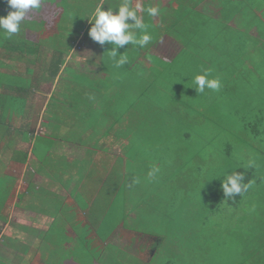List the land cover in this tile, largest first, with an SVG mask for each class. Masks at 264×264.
<instances>
[{
  "label": "trees",
  "instance_id": "obj_1",
  "mask_svg": "<svg viewBox=\"0 0 264 264\" xmlns=\"http://www.w3.org/2000/svg\"><path fill=\"white\" fill-rule=\"evenodd\" d=\"M183 1L184 0H169L166 2L165 0H157L156 3L161 9V14L158 17H149L152 21L148 24H156L159 26L160 21L165 22L166 17L174 16V19L170 18L169 21L177 32L176 34L183 38L176 37L178 41L175 39L170 40L169 44H174L176 55L184 50L183 43L184 45L189 44V46H191L190 51L194 53L193 61L199 66L202 59H207L203 56V46L211 45V47L214 48V50H210L206 47L204 51L208 50V58L210 60L215 59L218 61L219 69L215 71V74L216 77H221L223 88L213 95L212 100L206 92L204 94H197L195 89L190 87L191 78L186 82L177 79V77L174 80L165 79L166 84L171 82L173 87L172 92L174 93V97L172 98L168 96L170 92H167L166 96L162 91L165 87L164 81H162V79L165 78V74L160 77L159 73L161 71L163 72V70H167V67H170L164 63L159 64L157 62L159 57L152 56V53L154 54V52H152L153 46L146 52H142V55L140 54L137 58L135 56V61L133 60L134 58L129 57L128 63L125 64L127 71H121L122 76L118 75L119 69L115 67L112 62L108 63L104 61L103 53L98 68L91 70L92 73L90 72V68L81 69L75 67L76 69L70 74V78L69 75L67 76V73H70L71 70L65 73L66 69L69 68L66 64V55L71 49L70 43H67L68 48L65 49L64 54L58 47L56 61H58L59 64L52 69V64L48 63L46 66H51L48 71L44 66L45 62L48 60L50 62L51 58L55 56L54 50L56 51L57 47L52 49V46L47 43L48 37L46 35H49V33L45 28L41 27L36 29L34 31V39H31L32 37L24 38L20 34L18 37L16 35L6 37L3 33H0V62H4L3 58H5L10 62L16 60V62L21 61L24 63V69L21 73L15 72L11 74L1 71V69L3 66H9L11 69L12 64L0 63V134L2 130L7 129L9 126L1 121L3 114L16 113V109H19L21 113L25 108L24 102L26 95L30 94V92L33 91L32 89H34L33 87L30 89L31 80L27 77L28 75H33L32 80L35 86H37L42 76L44 78L53 79L60 73L61 77L64 79L68 77L65 81L68 85L72 83V86H74L75 82H82L90 85L92 88H87L85 93L88 95V108L85 112L77 114L81 123L78 124V122H76L77 119H73L68 122L66 121L65 125L68 127L67 131L77 128L81 132H87L89 136L87 140L89 139L90 143H85L87 141L84 140L85 138H82L81 140L83 141L81 142H84V145L88 148L85 153L89 156L92 166L91 169H94L95 172L93 175H85L86 179H89V181H85V178L81 176L82 174L79 173V170L78 172L77 170L66 171L65 169L64 172H62V180H59V174L56 173L54 182L57 183L60 181L58 189L60 190L63 188L66 191L71 185L72 189L66 193L64 200L62 199L58 202L53 200L55 204L51 202L50 206L48 205V208L42 212L43 214L50 215L53 219L52 226L49 228L50 230L48 229L42 232L43 236L41 239V233H38L37 236L29 240L27 244H20L19 250L21 253H23L22 250H26L31 246H37V259L35 258L33 262L29 264H57L56 262L60 255H64V258H70L72 257V253L78 255L81 251L84 253L87 251L89 253L94 249L105 250L108 233H110V231L113 233L114 228L111 229L113 225L111 222H114V212L117 210L115 206H113L114 210H112V205L113 203L115 205V202H119L115 199L117 195H120L124 202L126 200L123 195L120 194V190L124 184L121 183L122 172L120 173L119 171H125L128 162H131L127 159L130 153H133L135 145H137V149H141V152L145 154H147L148 151L153 152L156 146L159 148V146L164 147V145H168L167 147L174 149V157L178 156L181 151L185 152V155L178 157L180 160L179 162H182L183 165H189L192 159L196 157L197 150V147L192 144V141L200 140L201 142V140H204L203 133L205 126L210 130L218 129L220 132L218 138L222 140H227V135L230 134L233 129L237 133H244L246 137L240 138L244 147H251V149H253L254 143H264V114L256 115L255 118L249 115L247 118V115L255 109L251 103L244 102L246 105L241 104L245 107L248 106L243 113H247L245 118L250 119L243 120L244 127L240 128L242 131H240L239 128L236 129L234 125L232 126L233 122H231V119H229L230 122L225 123V120L220 118L219 111L220 106L224 107V105L221 104H225L230 100L232 101V107L234 109L236 99L232 96V93L228 94V91H232L234 88L239 89L244 83L250 86V91H264V4L258 6L255 4L254 0H252L253 6H249L246 10V13L251 11L248 12L249 18L252 19L250 24L245 23L246 25L243 24V27L242 24H240L235 29H232L228 23L234 16L237 14L239 15L237 9L231 15L227 14L222 9L220 10L222 14H225L224 17H226L224 23L214 22L215 24H213L210 23L208 19L198 22L196 20L186 19L184 13L182 15L179 14L185 11L184 6L186 3H183ZM200 1L201 0H199L198 3L202 4L207 0ZM148 4L149 2L145 5ZM0 5L4 8L7 7L5 3ZM3 7L0 9V16H5V13L11 10L9 6L8 8L10 10H6ZM212 9L213 11H210H212L211 13L215 16V13L218 12L214 10V8ZM56 12L55 10L44 12L42 9L38 13L30 11L28 19L26 20V27H28L29 30H33V26H31L32 23L34 24L35 22L38 24L40 17H43L44 20L47 17H49V19L54 18ZM244 12L245 11L242 13ZM204 14L206 15L205 12ZM216 18H218V16H216ZM210 24L213 25L214 28H211ZM252 26L256 27L258 36H253L248 33L249 28ZM189 28L201 30L202 33L200 35H190ZM242 34L248 40L246 43L240 42ZM198 37H201V40H198ZM202 40L207 41V43L203 45L200 44ZM179 41L184 42L179 43ZM45 46L49 50H52V57L48 58L46 54H41L43 53L41 49ZM138 51L140 52V50ZM200 52H202L201 56H199ZM168 53L169 52L160 55L166 59V56L169 57ZM39 54L44 58L43 61L41 59L43 69L40 76L41 78L36 76L37 69L35 66L36 62H39ZM31 56L34 57L31 58ZM144 56L148 57V60H144ZM247 60L252 62L251 69L246 65ZM153 62H155L156 65L153 64ZM32 65L34 67H31ZM136 66L140 68L134 70ZM153 70L154 73L152 72ZM137 71H141V73L138 72V74H135ZM155 71H157V73ZM132 79H135L139 84L133 96L130 95L127 88L128 83ZM68 90V87L65 85H57V90L52 92L47 104L48 108L44 110L43 114V117L48 120L47 124L53 119L48 113L50 105L54 104L56 107L59 106V108L60 106L65 107L66 110H69V108H73L72 110L75 109L72 106L73 101H70L74 92L71 95L63 94L70 91ZM156 94L158 96L162 94L164 97L163 101L159 100L160 98L158 99ZM75 99L78 101L80 98ZM218 100L220 104L216 103ZM160 101L161 106H159ZM137 107L139 111L142 108V112L135 111ZM155 116H160L162 118L160 120H155ZM70 122H72L74 126L70 125ZM193 124L199 129L193 128ZM104 125H106V128ZM73 132L72 135L63 133L61 140L59 138H56V140L59 139L60 141L63 140V142H72L79 136L77 133L75 134ZM110 133H112V143L108 142L107 145L101 146L100 140L105 139V143ZM42 135L50 136V133ZM173 138L175 140H172ZM52 139L55 140V138ZM206 140L208 144L211 145L213 140ZM114 143L119 145L122 144V150L119 154L111 156L110 147ZM182 144L186 146L184 149L182 148ZM99 146L102 148H99ZM225 147L228 149L225 156H228L230 145L225 144ZM96 154L99 158L94 157ZM3 155V152L0 153V161L3 160ZM126 155L128 156L126 157ZM131 156L134 159V154H131ZM83 161H85V159ZM83 161L78 159L75 161V164L77 162V164L80 165ZM11 162L13 163V160H11ZM67 163L69 164L70 161H67ZM119 163H122V166L116 167ZM70 164L74 163L72 162ZM174 170L175 173L178 174V171H185L188 173L189 169L180 166L179 168H174ZM116 171L120 174H116ZM233 171H244L245 182L252 181L253 183L252 187L246 193L227 201L224 200L225 197L220 187L221 182H211L207 170L205 171L206 177L203 178L204 182L199 184L201 186L205 184V187L202 188V190L195 189L196 192H201L200 194L197 193L196 195L194 193L195 191L192 193L194 179L199 180V175L196 177L194 176L191 183L189 182L191 175H185L184 179L188 184L187 186L183 185L186 188V196L184 198L177 197L178 191L176 184H174L172 190H170L174 195L171 202L172 208H174V216L167 217L166 220H164L163 227L165 230L163 229L158 233L173 232L172 235H175V237L182 236L183 240L188 239L198 243L201 241L206 245L212 243L214 238L218 240L222 238L225 233H229V238L235 241H233V244L238 248V252L235 253L236 258L234 257V262H230V264H246L249 262V260H247L248 254L251 251L257 253L255 250H258L256 247H253L254 244L258 246V240H262L261 237L264 238V197L260 199V196L255 197L254 195L259 191L258 189L264 187V185L257 186L255 184L254 179L256 174L254 167L247 168L246 166H241ZM72 172L78 173L71 174ZM76 175H79L78 178ZM73 178H76V181L72 182ZM112 182L113 186L111 185ZM4 184V181H0L1 195H4L6 192ZM248 194L253 195V202L255 203L257 201V203L254 205L250 204L251 206L248 207L247 214L244 215L247 218V224L244 225V227L238 226L237 219L241 214L234 215L235 222L233 226L228 224L227 219H223V209L226 208L229 210L230 208L239 207L241 199ZM199 196L201 197L198 198ZM124 202H122V206H124ZM54 205L56 206L55 210L53 208ZM67 213L70 214L67 215ZM96 216H98V218H95ZM242 216L243 215L239 218H242ZM125 217L126 215L119 218L121 222L120 227H122V229L124 227L127 228ZM72 218L79 219V226L68 230L69 227L66 225L71 222ZM242 219L243 221H241V223H244V218ZM60 221L62 224H59ZM17 227H20L24 231L28 230L27 227L22 225H18ZM60 236L62 239H60ZM8 238L9 242L4 241V239L2 242L11 247H15L12 242L20 239L12 235L8 236ZM224 241L225 240H220L218 242L224 243ZM167 242L170 245L173 243L170 238H167ZM214 244L215 243H213L212 246ZM20 257L21 260L23 257L22 255H20ZM259 260H261L260 257ZM63 261L62 264H69L68 259ZM220 262H223L222 257L217 261V263ZM0 264H9V262L3 260L0 261Z\"/></svg>",
  "mask_w": 264,
  "mask_h": 264
},
{
  "label": "rangeland",
  "instance_id": "obj_2",
  "mask_svg": "<svg viewBox=\"0 0 264 264\" xmlns=\"http://www.w3.org/2000/svg\"><path fill=\"white\" fill-rule=\"evenodd\" d=\"M65 1L67 2V5H65ZM148 1L152 6H155L157 2V0ZM202 1L203 0L200 2ZM138 2L140 1L138 0ZM198 2L199 0H184L183 3H186L184 6L185 11L180 12L179 14L182 15L184 13L185 18L189 20H196L199 22L208 19L210 23L215 24L218 22L224 23L226 20V17H224L225 14H222L220 11L221 9L230 15L237 9L239 11V15L237 14L238 18L237 15L234 16V18L228 23L229 26L238 27L242 24L243 27V24H250L252 21L248 16V12L251 11L246 13L247 8L253 6L252 0H207L205 3H200L201 5ZM254 2L258 6L264 4V0H254ZM2 3H5L7 7L4 8L0 5V9L3 7L6 10H10L6 0H0V4ZM95 4L96 2H94V0H54V3H52V0H46L42 10L47 12L53 7V9L57 11L54 18L49 19V17H47L45 19V23L48 26L45 27V29L49 33V35H46L48 37L47 43L52 46V49L57 47L56 51L54 50V57H52V50H49L46 46L41 49V52L43 51V53H41L42 55L46 54L48 58L52 57L50 62L48 60L44 65L48 71L51 67L46 66L48 63L52 64V69L59 64V62L56 61L58 47L64 54L65 49L68 48L67 43H70L71 46L69 53L66 55V64L69 68L66 69L65 73L71 70L70 73H67V76L69 75L71 78L70 74H72L77 67L83 69L87 64H90L91 68L96 66L94 63H96L95 58H98L99 56V47L91 45L90 43L87 44L86 39L82 34V31H84L86 34L85 36L89 37L88 30L90 24L88 23L86 16ZM212 8L217 10L219 15L218 13H215L214 16L211 13L213 11ZM243 11L245 12L242 13ZM7 13L8 12H6L5 15H7ZM141 15H143L145 22L149 23L152 21L146 12L141 13ZM216 16H218V18H216ZM170 18L174 19V16L166 17L165 22L160 21L159 26L154 24V22V25L149 24V31L153 36V40L145 48L137 49L125 45L123 48L119 49V52L123 53L126 51L128 57L134 58L133 60L135 61V56L137 58L141 52H146L149 48L151 49V46H153L152 52H154V54L152 53V56L159 57L157 60L159 64L164 63L170 67H167V70H163V72L161 71L159 76L162 77L163 74H165V78L162 79L165 87L162 91L166 96L167 92H170V95L168 96L169 98H172L174 97L172 84L171 82L166 84L165 79L174 80L177 77V79L186 82L191 78L192 85V78L196 74L201 73V69H210L211 76L216 77L215 71L219 68L218 61L215 59L210 60L208 58V50L204 51V48L206 47L210 50H214L211 45L203 46V56L207 59H202L200 62L202 68L193 61L194 53L190 51L191 46H189V44L184 45V41H179V43H183L184 50L180 54H178L177 51L178 55H176V48L174 44L170 45L169 41L174 39L178 41L176 37H183L176 34L177 32L169 21ZM26 23V21L22 23L21 32L14 35L18 37L20 34L24 38L32 37L31 39H34L35 33L33 31L35 30L34 28L33 31L29 30V28L26 27ZM87 23L88 25L86 26ZM34 24L36 27H39L35 22ZM34 24L32 23L31 26H34ZM210 26L211 28H214L213 25L210 24ZM79 31H81V33L78 35L77 33ZM189 33L190 35H200L202 31L189 28ZM248 33L253 36H258L255 26L249 28ZM76 34L78 36H76ZM197 39L201 40V37H198ZM247 41V38L242 34L240 42L246 43ZM205 43H207L205 40L200 42L202 45ZM102 48L104 52V61L109 63L111 60L108 59L106 51L110 50L111 46L105 44ZM138 50H140V52ZM167 52H169V57L166 56V59H164L161 55ZM202 52H200L199 56L202 55ZM42 55H38L39 62H36L35 64L37 69L36 76L39 78H41L40 76L43 71L42 61L44 58H42ZM34 56H31V58ZM3 60L4 62H1L8 65L11 63L12 66L11 69L9 66H3L1 71L11 74L15 72L21 73L24 69V63L21 61L16 62V60H13V62H10L5 58H3ZM144 60H148V57L144 56ZM153 64H155V62H153ZM246 65L248 68H252V62L250 60L246 61ZM31 67L34 66L32 65ZM138 68L140 67L136 66L134 70H137ZM121 71H127L125 65L119 67V76H122ZM138 72L141 73V71H137L135 74H138ZM152 72L154 73V70ZM155 72L157 73V71ZM32 76L33 75H28L27 77L31 80L30 89L32 87L34 89H32L33 91L30 92V94L26 95L24 102L25 108L23 111L20 113L19 109H16V113H4L1 117V121L8 122L6 125H9L10 127L2 130L0 134V153H4L3 160L0 161V181L5 182L4 187L6 188L4 195L0 194V257L9 262V264H29L32 263L35 258L37 259V246H31L26 250H22L23 253H21L19 247L20 244L25 245L29 240L34 239L38 233H41L40 239L42 238V232L51 228L53 221L51 217L42 212L48 208V205L50 206L51 202L55 204L53 200L57 202L62 199L64 200L66 193L72 189L71 185L66 191L63 188L59 190L58 184L60 181L54 185V176H56V173L59 174V180H62V172H64L65 169L66 171L79 170L80 172H78L82 174L81 176L85 178V181H89V179H86L85 175H93L95 172L94 169H91V160L85 153L88 148L84 144L87 142L90 143L89 139L87 140V137H89L87 132H81L77 128L67 131L68 127L65 125L66 121L68 122L73 119H77L76 122H78V124L81 123L77 114L85 112L88 108L87 105L89 100H87L88 95L85 93L87 88H92L90 85L82 82H75L74 86H72V83L68 85L65 82L68 77L64 79L61 77L60 73L53 79L44 78L42 76L37 86H35ZM221 83L223 88V82L221 81ZM57 85H65L68 87L70 91L68 90L69 92L63 93L64 95H71L74 92L70 101H73L72 106L75 109L72 110L73 108L68 107L69 110H66L65 107L60 106L59 108V106L56 107L54 104L50 105L48 113L53 119L46 125L48 120L43 117V111L48 108V105L46 104L48 103V99L51 97L52 92L57 90ZM138 85L139 84L135 79L130 80L127 87L130 95L133 96L136 93L135 90H137ZM250 90V86L244 83L239 89L234 88L232 91H228V94L232 93V96L236 99L234 109L231 100H227L228 102L225 104L222 103L221 105H224V107L220 106V118L225 120V123L230 122L229 119H231V122H233L232 126L234 125L236 129L244 127L243 120H250L247 119L249 115L255 118L256 115L264 114V91ZM219 91L206 89L205 92L212 100L213 95ZM75 98L80 99L77 101ZM157 98H160L159 100L161 101L164 99L162 94L159 96L157 95ZM27 101L31 103V107L28 111L26 109ZM161 101L159 106H161ZM244 102L251 103V105L255 107V109L247 115V118H245L247 113L243 112L248 106L245 107L241 105L244 104ZM216 103L220 104L219 100ZM135 111L142 112V108L139 111L137 107ZM161 118L162 117L160 116L154 117L155 120H160ZM69 124L74 126L72 122ZM104 127L106 128V125H104ZM192 127L199 129L196 125ZM240 131L242 130L240 129ZM44 132H49L50 136L42 135L41 133ZM72 132L75 134L77 133L79 136L72 142L62 143V140V145H60L63 133L72 135ZM111 134L112 133L108 135V140H106L105 143V139L100 140L101 146H104L105 144L107 145L108 142L112 143L113 138H111ZM203 135L204 140H201V142L200 140L192 141V144L197 147V150L196 157L192 159L189 165H183L182 162H179L180 160L178 157L185 155V152L181 151L178 156L174 157V149L167 147L168 145H164V147L159 146V148L156 146L153 152L148 151L147 154L142 153L141 149H137V145H135L133 153L131 152L130 156L126 155V157L128 156L127 160L131 162H128L125 171H119L120 173L122 172L121 183L124 184L120 190V194L123 195L126 200L124 202L123 198H121L120 195H117L115 199L119 202H115V205L114 203L112 205V210H114L113 206H115L117 210L114 212V222H111L113 224L111 229H115V225L116 229L115 231L113 229V233L111 231L108 233L105 250L94 249L89 253L87 251L85 253L81 251L78 255L72 253V257L70 258H64V255H60L56 263L62 264L65 259H68L69 264H230V262H234L236 258L235 253L238 252V248L233 244L235 241L233 240V242L232 239L229 238V233H225L224 236L218 240L217 238H214L212 243L208 245L201 241L198 243L193 240H183L182 236L175 237V235H172L173 232L158 233L164 229V220H166L167 217L174 216V208H172L171 205L174 195L170 191L172 190L173 185L176 184L178 198H184L186 196V188L183 185L187 186L188 184L184 179L187 174L189 176L191 175L190 183L194 176H200L199 180L194 179L193 193L195 189L202 190V188L205 187V184H202V186L199 184L204 182L203 178L206 177V170L209 172L208 175L211 182H220V180H223L225 172L230 173L236 168L241 166L245 167L247 166V161L252 159L255 162V184L257 186L264 185V143H254L253 149H251V147H244L240 138H243L244 136L246 137V135L242 132L237 133L234 129L227 135V140L218 138L220 136L218 129L210 130L207 129L206 126ZM35 136L37 137L36 140ZM52 138H55V140ZM56 138H59L60 140H56ZM82 138H85L84 140L87 141L85 143L81 142L83 141L81 140ZM206 139L213 140L211 145L208 144ZM172 140L175 139L173 138ZM225 144L230 145L228 156H225L228 150L225 147ZM182 145V148L184 149L186 146L184 144ZM101 146H99V148H102ZM32 148L33 154L31 155L30 152ZM121 150L122 144L119 145L114 143L110 147V154L111 156L119 154ZM57 152L61 155H57ZM55 153L56 155H54ZM131 154H134V159ZM94 157L99 158L97 154ZM78 159H80V161L85 159V161L81 162L80 165L77 164V162L75 164V161ZM11 160H13V163ZM67 161H70V163L73 162L74 164L69 163V165ZM121 166L122 163H119L116 167ZM153 166L158 167L160 171L157 173L155 179H149L147 172ZM180 166L189 169L188 173L185 171H178V174H176L174 168H179ZM78 172H72L71 174H76ZM119 172L116 171V174H120ZM78 176L79 175H76L77 178ZM51 177H53L52 183H50ZM75 179L73 178L72 182L76 181ZM134 179L139 182L133 183ZM111 185L113 186V182ZM258 190L259 191L256 192L257 195L256 193L254 195L255 197L260 196L259 198L262 199L261 197H264V187H261ZM194 193L197 195V193L200 194L201 192L195 191ZM200 197L201 196L198 198ZM253 197V195H245L241 199L239 207L230 208L229 210L224 208L222 212L223 219H227L228 224L233 226L235 222L234 215L241 214L243 215L242 218H244V223H241L243 219L239 218L240 215L237 219L238 226L244 227V225L247 224V218L244 215L247 214L248 207L251 206L250 204L254 205L257 203V201L255 203L253 202ZM12 198H14V200H12ZM17 202L19 203L17 204ZM122 202H124V206H122ZM19 205H24L25 207ZM53 208L55 210L56 206L54 205ZM69 214L70 213H67V215ZM125 215L127 228L124 227L122 229V227H120L121 222L119 218ZM95 218H98V216ZM78 223V218H72L71 222L66 226L69 227V230L73 227L79 226ZM59 224H62L61 221ZM18 225L25 226L28 230L24 231L20 227H17ZM10 235L20 238L18 241L12 242L14 243V246L18 248L5 245L2 242L3 239L4 241L9 242L8 236ZM167 238H170L173 241L171 245L168 244ZM60 239H62L61 236ZM261 239L262 240H258V246L255 244L253 246L258 249L255 250L257 253L251 251L247 256L249 262L246 264H264V238L261 237ZM220 240L225 241L224 243H219L218 241ZM213 243L215 244L212 246ZM20 255L23 257L21 259L22 261L20 260ZM221 257L223 262L217 263ZM259 257L261 260H259ZM1 258L0 261H3Z\"/></svg>",
  "mask_w": 264,
  "mask_h": 264
},
{
  "label": "clouds",
  "instance_id": "obj_3",
  "mask_svg": "<svg viewBox=\"0 0 264 264\" xmlns=\"http://www.w3.org/2000/svg\"><path fill=\"white\" fill-rule=\"evenodd\" d=\"M9 8L7 15L0 16V33L6 37L21 32V25L28 19L30 11L38 13L46 0H6ZM106 0H100L87 14L90 24L88 35L92 41L100 46L108 44L110 50L106 51L108 59L117 68L129 61L126 51L119 52L125 45L143 49L149 45L153 36L149 31L150 25L144 21L141 13H147L149 17H158L161 9L158 6L144 7L138 0H119L115 5H109L104 9ZM197 94H204L206 89L219 91L222 83L219 77H212L210 69H201V73L192 78V85ZM255 166L252 159L247 161V168ZM160 171L158 167H151L147 172L149 179H155ZM139 181L134 179L133 183ZM220 187L225 201L234 199L238 195L246 193L252 187V181L245 182V172H225Z\"/></svg>",
  "mask_w": 264,
  "mask_h": 264
},
{
  "label": "crops",
  "instance_id": "obj_4",
  "mask_svg": "<svg viewBox=\"0 0 264 264\" xmlns=\"http://www.w3.org/2000/svg\"><path fill=\"white\" fill-rule=\"evenodd\" d=\"M68 1H71V0H68ZM140 1V3L144 6V7H147V6H149V4L148 5H145L147 2H149L148 0H139ZM169 1V0H168ZM94 2H96V4H98L99 2H100V0H94ZM106 2L107 3H105V5H104V9L106 10L107 9V7L110 5H115V4H117L118 2H119V0H106ZM167 2V1H166ZM52 3H54V0H52ZM60 3V2H59ZM95 4V5H96ZM53 5V4H52ZM65 5H67V2L65 1ZM151 5V4H150ZM152 6V5H151ZM154 6V5H153ZM155 6H157V3L155 4ZM50 10H55V9H53V7L50 9ZM56 11V10H55ZM232 20V19H231ZM230 20V21H231ZM229 21V22H230ZM38 25H39V27H35V25L33 26V28H34V30H36V29H39V28H45V27H48L47 25H46V23H45V20H44V18L43 17H40V20H38ZM41 24V25H40ZM88 25V23L86 24V26ZM231 27V26H230ZM253 27V26H252ZM232 29H235L236 27H231ZM33 31V30H32ZM82 31V30H81ZM81 31H79L77 34L79 35L80 33H81ZM34 32V31H33ZM76 34V36H78ZM82 34H83V36H84V38L86 39V43L87 44H91V45H95L96 47L98 46L99 47V56H98V58H95L96 59V63H94V64H96V66L94 67V68H91V65L90 64H87L86 65V67L85 68H90V72L92 73V71L91 70H95L96 68H98V65L100 64V62H101V58H102V55H103V48H102V46H100L99 44H97L96 42H94V41H92L91 40V38L90 37H86L85 35V32L84 31H82ZM252 51H253V49H252ZM142 53V52H141ZM140 53V54H141ZM251 53V52H250ZM142 55V54H141ZM109 62H112V61H109ZM85 68H83V69H85ZM119 69V68H118ZM49 100V99H48ZM48 104V103H47ZM46 104V105H47ZM30 107H31V103L29 102V101H27V104H26V109H27V111L30 109ZM43 113H44V111H43ZM3 122V121H2ZM3 123H5V124H7L8 122H3ZM48 123V122H47ZM47 123H46V125H47ZM8 127H10V126H8ZM23 129H24V127H23ZM49 133V132H48ZM41 134H47V133H41ZM39 136V135H38ZM37 139V137L35 136V140ZM62 143H63V141H62ZM60 145H62L61 144V141H60ZM31 155L33 154V148H32V150H31ZM61 155L60 153H58L57 152V155ZM54 155H56V153L54 154ZM53 182V177H51V180H50V183H52ZM56 184V182H54V185ZM59 185V184H58ZM13 200H14V198H13ZM19 202H17V204H18ZM19 206H24V205H19ZM25 207V206H24ZM45 215H47V216H49V217H51L50 215H48V214H45ZM52 218V217H51Z\"/></svg>",
  "mask_w": 264,
  "mask_h": 264
}]
</instances>
